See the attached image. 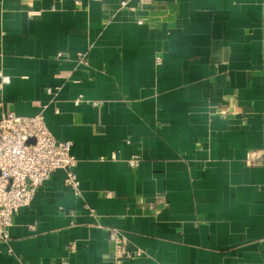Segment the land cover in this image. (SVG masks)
Returning a JSON list of instances; mask_svg holds the SVG:
<instances>
[{
  "label": "crops",
  "instance_id": "obj_1",
  "mask_svg": "<svg viewBox=\"0 0 264 264\" xmlns=\"http://www.w3.org/2000/svg\"><path fill=\"white\" fill-rule=\"evenodd\" d=\"M0 71V117L42 113L80 181L37 187L0 264H116L111 229L118 264H264V0H0Z\"/></svg>",
  "mask_w": 264,
  "mask_h": 264
},
{
  "label": "built area",
  "instance_id": "obj_2",
  "mask_svg": "<svg viewBox=\"0 0 264 264\" xmlns=\"http://www.w3.org/2000/svg\"><path fill=\"white\" fill-rule=\"evenodd\" d=\"M115 1L119 7H124L128 0ZM61 55L58 53L59 57ZM9 81V76L0 71V88ZM47 92L51 93V89ZM79 100L81 97L75 103ZM100 103L92 101L93 105ZM127 162L130 167H136L139 158L133 156ZM76 164L71 141L57 139L47 128L42 113L33 116L17 115L12 110L3 113L0 117V227L5 230L11 225L13 215L31 203L37 187L49 180L56 169L65 171V184L78 195L80 181ZM3 235L6 237L4 232ZM109 239L115 245L112 259L116 264L137 256L138 253L129 252L127 239L119 231L109 230ZM50 264L68 263L62 260Z\"/></svg>",
  "mask_w": 264,
  "mask_h": 264
},
{
  "label": "water",
  "instance_id": "obj_3",
  "mask_svg": "<svg viewBox=\"0 0 264 264\" xmlns=\"http://www.w3.org/2000/svg\"><path fill=\"white\" fill-rule=\"evenodd\" d=\"M29 141H32V139H30Z\"/></svg>",
  "mask_w": 264,
  "mask_h": 264
}]
</instances>
